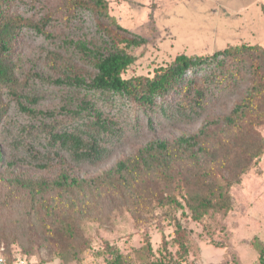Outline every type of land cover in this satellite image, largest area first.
Segmentation results:
<instances>
[{
  "label": "rangeland",
  "instance_id": "374dc122",
  "mask_svg": "<svg viewBox=\"0 0 264 264\" xmlns=\"http://www.w3.org/2000/svg\"><path fill=\"white\" fill-rule=\"evenodd\" d=\"M62 1L26 0L21 11L35 18L48 11L60 17ZM107 1L110 15L122 27L147 40L132 51L137 60L125 78L152 77L180 55L201 56L241 44L264 47V0ZM53 25L47 30L53 38L26 34L15 53L14 88L4 91L8 109L0 124L5 157L0 168V253L7 263L108 264V246H112L128 264H264V154L231 188L233 210L211 214L202 223L192 217L185 197L200 187V181L225 183L236 161V166L243 163L240 143L223 134V143L230 147L215 155L218 161L213 164L211 158L195 164L180 155L176 146L180 137L197 133L205 117L228 114L244 89L227 91L197 123L165 120L152 131L143 120L122 122L126 136L103 164L68 165L69 171L89 184L74 194L33 196L22 186V181L53 180L62 173V165L47 145V131L53 126L66 130L74 122L68 108L75 109L85 96L47 79L64 78L70 71L93 72L92 64L81 55L60 58L51 53L61 49L58 45L64 35L99 40L92 19L78 27ZM258 133L264 140V125ZM157 140L167 141L174 154L173 170L167 177L165 170L162 175L157 168L119 176L115 171L119 161L135 159ZM176 220L186 231L185 253L176 240ZM68 224L74 226L76 238L66 235ZM147 240L150 251L145 249Z\"/></svg>",
  "mask_w": 264,
  "mask_h": 264
},
{
  "label": "trees",
  "instance_id": "16d2710c",
  "mask_svg": "<svg viewBox=\"0 0 264 264\" xmlns=\"http://www.w3.org/2000/svg\"><path fill=\"white\" fill-rule=\"evenodd\" d=\"M25 1L0 0V124L8 109L4 91L14 88L15 53L27 33L53 38L47 30L54 23L78 27L86 24L89 18L99 40L64 35L58 45L61 49L51 51L60 58L63 54L81 55L92 64L93 72L70 71L64 78L47 79L52 85L80 91L85 96L75 109L68 108L74 122L66 130L58 131L53 126L47 131V145L62 165V173L53 180L22 181V186L33 196L53 192L74 194L89 184L69 171L68 165L97 167L103 164L126 136L122 122L130 124L128 121L134 118L143 120L152 131L165 120L197 123L227 91L244 89L241 100L228 114L205 117L197 133L182 136L176 142L177 152L195 164L198 159L208 163L205 159L211 158L212 164L218 161L215 155L230 147L223 143L225 133L230 134V141L240 143L238 152L243 163L236 166V161L235 171L228 173L225 183L211 181L205 185L200 181V187L191 189L185 197L192 217L198 222H206L211 214L231 212L235 205L231 188L240 184L241 177L257 166L264 154V140L258 133L264 125V47L241 44L201 56L180 55L171 64L158 68L152 77L125 78L137 60L132 51L144 46L147 40L122 27L110 15L107 0H63L58 12L60 17L48 11L40 18L29 17L21 11ZM57 27L61 28V25ZM247 80L248 83L243 84ZM21 107L28 110L23 104ZM212 143L220 146L211 147ZM170 149L167 141L151 142L135 159L119 161L115 171L126 178L131 173L152 172L157 168L162 175L165 170L163 176L167 177L174 163ZM4 159L0 147V168L4 166ZM175 227L176 240L185 253L186 231L179 220L175 221ZM66 235L76 238L72 224L67 225ZM71 246L77 256L75 244ZM145 249L151 250L149 240ZM108 250L111 255L108 264H128L119 250L112 246H108Z\"/></svg>",
  "mask_w": 264,
  "mask_h": 264
},
{
  "label": "built area",
  "instance_id": "2783aa9c",
  "mask_svg": "<svg viewBox=\"0 0 264 264\" xmlns=\"http://www.w3.org/2000/svg\"><path fill=\"white\" fill-rule=\"evenodd\" d=\"M0 264H8L6 258L2 253H0Z\"/></svg>",
  "mask_w": 264,
  "mask_h": 264
}]
</instances>
